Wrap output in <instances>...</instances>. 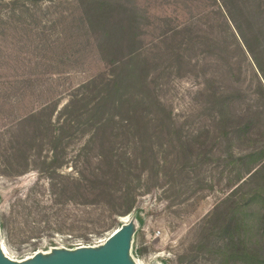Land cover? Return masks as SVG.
Segmentation results:
<instances>
[{
	"label": "rangeland",
	"instance_id": "rangeland-1",
	"mask_svg": "<svg viewBox=\"0 0 264 264\" xmlns=\"http://www.w3.org/2000/svg\"><path fill=\"white\" fill-rule=\"evenodd\" d=\"M136 6L142 19L134 50L147 76L133 97L144 110L131 108L114 118L116 130L102 133L67 109L85 94L82 85L108 75L95 47L83 42L87 56L58 65L59 74L43 70L65 28L48 27L67 5L0 0L3 254L27 263L98 248L130 225L133 264H264V191L236 212L226 200L232 193L239 203L248 189H235L238 158L264 149L261 77L215 0ZM98 92L91 89L89 99ZM257 169L253 188L264 183V159ZM237 222L246 225L235 229Z\"/></svg>",
	"mask_w": 264,
	"mask_h": 264
},
{
	"label": "trees",
	"instance_id": "trees-1",
	"mask_svg": "<svg viewBox=\"0 0 264 264\" xmlns=\"http://www.w3.org/2000/svg\"><path fill=\"white\" fill-rule=\"evenodd\" d=\"M29 1L36 5L41 0ZM48 1L54 2V0ZM60 1L67 5V9L56 22L50 23L48 28L53 29V32H59L55 29L57 25L65 28L58 33L61 36L56 37L50 43V48L54 49L55 54L46 59L49 64L43 69L44 73H50V75L61 73L58 71V65L63 66L66 62L72 64L76 55H80L79 61L87 56L88 50L85 51L86 48L82 46L83 42L87 48L93 45L100 61L109 67L108 75L107 77L105 74L99 75V78L93 77L82 85V88L86 89L85 94L80 95L79 99L75 98L72 100L67 109L74 112L75 117H89L87 119L90 127L96 128L97 131L112 133V131L116 130L114 126L116 123L115 117L129 115L131 108L135 115L138 110H144V108L140 107L143 103L133 97L137 89L144 85L143 83L147 76V71L140 66L138 61V50H134V46L140 39L139 20L142 19L138 14L136 0ZM215 1L223 11L222 16L231 26L232 32L235 33L233 35L239 39L243 50L249 55L264 86V0ZM18 3V1H13V5H18ZM35 24L36 20L34 19L32 25L36 26ZM66 25H69V29H67ZM65 30H67V33ZM40 35L38 34L42 38ZM80 38L83 41H80ZM68 50H72L71 59L65 60L62 58V54ZM91 89H98L99 91V95L94 97L93 101L89 99ZM78 123L82 124L81 122ZM102 159L103 163L109 160L106 156ZM262 159H264V149L256 150L238 158L243 171L240 176L238 175L239 177L235 183V186L237 184L238 186L235 189H242V185L248 189L246 194L240 197L239 203L231 198L234 195L230 193V196L226 199L227 201L231 199V206H233L230 210L236 212L240 208L247 207L250 203L252 204L257 197H262L264 183H259L256 188L252 186L258 177V169L256 170V167L261 164ZM117 167H122L118 161ZM104 173L106 174L103 171L100 177H103L105 181H102L98 176L101 184L99 191L102 195L109 193L108 181H106ZM246 176L247 178H245ZM244 178L245 180L243 181ZM259 178L264 181V176H259ZM97 196L101 197L98 194ZM124 200L126 199L124 198ZM131 202L130 200V204L123 212L124 214L130 211ZM135 219L139 220L138 217H135ZM245 225V223L237 222L235 229L243 228ZM0 230L2 233L5 232L3 223H0ZM242 244L243 241H239V245ZM245 250L244 247H239L237 256L239 255V257L243 258ZM248 257L250 258L249 255Z\"/></svg>",
	"mask_w": 264,
	"mask_h": 264
},
{
	"label": "water",
	"instance_id": "water-1",
	"mask_svg": "<svg viewBox=\"0 0 264 264\" xmlns=\"http://www.w3.org/2000/svg\"><path fill=\"white\" fill-rule=\"evenodd\" d=\"M132 233V226L124 225L98 248L58 251L49 258L37 255L27 263H17L4 256V238L0 230V264H133L129 257Z\"/></svg>",
	"mask_w": 264,
	"mask_h": 264
},
{
	"label": "bare ground",
	"instance_id": "bare-ground-1",
	"mask_svg": "<svg viewBox=\"0 0 264 264\" xmlns=\"http://www.w3.org/2000/svg\"><path fill=\"white\" fill-rule=\"evenodd\" d=\"M123 222H128L127 219H125ZM4 245V244H3ZM4 251V247L2 248V252ZM142 262V261H141Z\"/></svg>",
	"mask_w": 264,
	"mask_h": 264
}]
</instances>
